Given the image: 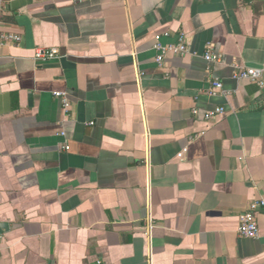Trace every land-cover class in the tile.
Wrapping results in <instances>:
<instances>
[{
	"label": "crops",
	"instance_id": "1",
	"mask_svg": "<svg viewBox=\"0 0 264 264\" xmlns=\"http://www.w3.org/2000/svg\"><path fill=\"white\" fill-rule=\"evenodd\" d=\"M0 29L21 37L0 46V264H264V208L238 234L264 199V0H0ZM181 33L191 54L158 66Z\"/></svg>",
	"mask_w": 264,
	"mask_h": 264
},
{
	"label": "built area",
	"instance_id": "2",
	"mask_svg": "<svg viewBox=\"0 0 264 264\" xmlns=\"http://www.w3.org/2000/svg\"><path fill=\"white\" fill-rule=\"evenodd\" d=\"M162 36H156L154 50L156 51L155 62L158 66H164L166 62V57L169 54H173L174 56H185L191 54V49L188 43V38L184 33H181L178 36L177 42L174 44L165 45L161 41ZM21 41V37L9 31H3L0 29V46H9L12 44H18ZM195 55L194 53H192ZM60 52L58 49H47V48H39L36 49L35 59L37 61H50L54 59H58L60 57ZM204 59L208 61L210 64H218L222 61V55L214 52L213 48L208 49V51L204 54ZM233 67L237 69V72L234 74V78L236 80H250L259 85H263V70L254 67H245L240 64H233ZM215 87L223 91V84L221 82H215ZM54 96L59 99L63 104V111H70L71 104L69 103L68 96L64 92H54ZM225 108H217L216 110L207 112L205 114L206 120H214L218 116L224 114ZM193 113L197 115L198 111L193 110ZM65 136V133L62 134ZM66 150H69V146L65 147ZM264 208V199L257 200L253 202L249 209L245 211L239 217V227L238 234L242 238L246 239H259L261 236V225L258 219V213L260 210ZM155 226L153 224V220L150 217L147 222V235L151 236L152 231Z\"/></svg>",
	"mask_w": 264,
	"mask_h": 264
}]
</instances>
